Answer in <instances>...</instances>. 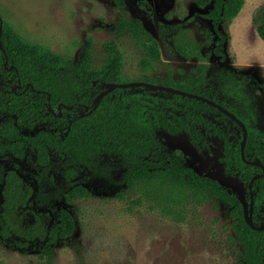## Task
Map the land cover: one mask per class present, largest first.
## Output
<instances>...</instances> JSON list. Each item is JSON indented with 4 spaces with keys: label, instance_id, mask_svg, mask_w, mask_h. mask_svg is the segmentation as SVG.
<instances>
[{
    "label": "rangeland",
    "instance_id": "1",
    "mask_svg": "<svg viewBox=\"0 0 264 264\" xmlns=\"http://www.w3.org/2000/svg\"><path fill=\"white\" fill-rule=\"evenodd\" d=\"M211 5L212 0L205 4L199 0H0V18L25 42L58 56L76 61L88 48L90 69L104 66V48L113 42L121 57L118 82L189 85L201 76H212L222 65L264 84V41L252 22L264 0H244L228 26L220 24L227 35L222 63L214 53L217 35L207 17ZM121 17L138 20L158 41L155 60L137 39L118 33ZM158 23L174 27L167 36L168 49L160 42ZM218 86L221 103L247 119L264 145L261 90L226 79ZM140 99L167 100L161 93L142 94ZM173 136L186 138L184 133ZM207 141L200 153L202 171L220 166L221 141L215 137ZM164 143L186 155L195 168L196 160L186 149L173 141ZM113 165L114 159L105 155L90 165L70 163L64 153L48 145L32 146L0 130V221L6 216L12 225L9 236L0 233V264H42L39 254L59 210L71 215L74 229L53 244L49 264H233L240 260L231 205L209 190L163 177L119 184L117 174L111 178L105 174ZM43 169L60 194L51 206L38 207L33 197ZM10 172L20 179L22 191L30 190L23 204L5 202ZM29 225L37 233L25 242L19 232Z\"/></svg>",
    "mask_w": 264,
    "mask_h": 264
},
{
    "label": "trees",
    "instance_id": "2",
    "mask_svg": "<svg viewBox=\"0 0 264 264\" xmlns=\"http://www.w3.org/2000/svg\"><path fill=\"white\" fill-rule=\"evenodd\" d=\"M199 1L205 4L209 0ZM243 3L244 0H212L207 17L217 35L214 53L219 63L224 62L223 45L227 40L219 26L224 23L227 27ZM252 22L259 38L264 41V5L255 10ZM117 26L120 35L129 34L137 39L149 57L155 60L159 55L158 41L143 30L138 20L121 17ZM0 28L1 131L8 130L13 137L32 146L48 145L64 153L70 163L90 165L98 156L112 157L114 165L105 174L109 178L117 174L119 184L131 185L136 180L150 181L163 177L172 183L185 182L192 188L211 191L233 207L231 215L236 220V239L241 247L240 260L233 264H264V230H255L245 222L235 193L196 173L186 155L164 143V134L184 133L202 154L208 145V137L219 139V162L225 172L237 175L246 186L250 178L262 170L242 160L240 142L243 132L236 122L206 102L145 87L115 88L95 106V98L104 84L118 82L121 57L113 42L104 48V66L90 69L91 55L87 46L81 58L74 61L25 42L1 18ZM173 31L172 25L158 23L160 42L167 49L170 47L167 36ZM222 79L228 83L247 84L264 94V84L252 75L235 72L222 65L212 76H201L189 85L163 84L204 95L223 105L218 86ZM153 93L164 94L166 102L140 99L142 94ZM236 116L248 131L245 159H258L264 165V145L258 140L257 129H252L247 119ZM6 180L4 196L7 205L23 204L30 190H21L20 179L13 172L6 176ZM36 183L34 203L38 207L51 206L59 197L58 185L46 169L37 176ZM262 187L264 175L253 182L254 213L264 206ZM78 188L80 192L85 191ZM1 218L0 233L9 236L12 225L8 217ZM73 229L71 215L65 210L57 211L56 220L48 230L39 254L43 258L42 264L50 263L53 244L66 238ZM19 233L27 242L33 239L37 230L29 225Z\"/></svg>",
    "mask_w": 264,
    "mask_h": 264
},
{
    "label": "water",
    "instance_id": "3",
    "mask_svg": "<svg viewBox=\"0 0 264 264\" xmlns=\"http://www.w3.org/2000/svg\"><path fill=\"white\" fill-rule=\"evenodd\" d=\"M0 33H1V28H0ZM131 87H145L150 90H160V91H165V92H169L172 94H178L181 96H186L189 98H194V99L206 102L209 105L217 108L219 111H221L222 113L227 115L229 118H231L234 122H236L242 129L243 135H242V140L240 143V156L242 160L249 164L258 165L263 168L262 164L258 160L247 161L245 159L244 147H245V142H246L248 132H247V128L244 122L240 120L233 112L228 110L226 107H224L220 103L204 95L197 94L194 92H189V91L182 90L180 88H175L169 85L155 84V83H151L147 81L108 82L104 84L103 90L97 94L95 98V103H96L95 106H97V104L100 102L101 98L105 94L112 91L113 89L131 88ZM42 128H44V126H42ZM164 138L165 140L173 141L179 144L184 149H186L191 154V156L196 160L197 164L194 168L195 172L198 174L201 173V169L203 167V158L201 154L199 153L198 149L187 138L176 139L173 135H167V134H164ZM263 174H264V168H263L262 174H256L251 178L248 184V189L250 190V192H251L252 181L255 178L262 176ZM202 175L207 178L217 181L221 186L230 188L237 195V199L242 206L243 218L245 222L253 229H256V230L264 229V225H261V226L254 225L253 220H252V209H253L252 194H251V200L250 202H248L245 197V187L237 176L232 175V174H225L222 167L217 168V169H212V170H206L202 172Z\"/></svg>",
    "mask_w": 264,
    "mask_h": 264
},
{
    "label": "flooded vegetation",
    "instance_id": "4",
    "mask_svg": "<svg viewBox=\"0 0 264 264\" xmlns=\"http://www.w3.org/2000/svg\"><path fill=\"white\" fill-rule=\"evenodd\" d=\"M229 110V109H228ZM248 132V131H247ZM248 134V133H247ZM243 135V134H242ZM242 140V139H241ZM241 143V142H240ZM200 153V152H199ZM219 156H220V154H219ZM218 156V157H219ZM256 160H258V159H256ZM256 160H254V161H256ZM218 161H219V159H218ZM247 161H249V160H247ZM259 161V160H258ZM260 162V161H259ZM247 163V162H246ZM261 163V162H260ZM219 164H220V166L218 167V168H220V167H222L223 168V171H224V173L225 174H232V173H228V172H225V170H224V167H223V165L219 162ZM249 164V163H248ZM262 164V163H261ZM251 165H254V164H251ZM256 166H258V165H256ZM262 166H263V168H264V165L262 164ZM261 170H262V172H263V168L261 167V166H258ZM217 169V168H216ZM208 170H212V169H208ZM204 171H206V170H204ZM204 171H202V169H201V173L200 174H202V172H204ZM262 172L261 173H257V174H262ZM232 175H235V174H232ZM254 175H256V174H254ZM253 175V176H254ZM264 175V174H263ZM262 175V176H263ZM235 176H237V175H235ZM252 176V177H253ZM262 176H260V177H262ZM238 177V176H237ZM251 177V178H252ZM260 177H258V178H260ZM239 178V177H238ZM251 178H250V180H251ZM258 178H255L253 181H252V185H251V192H250V190L248 189V184H249V182H250V180L247 182V184H246V186H245V184L243 183V181L241 180V182L243 183V185H244V187H245V197H246V199H247V201L248 202H250V200H251V194H252V199H253V209H252V220H253V223H254V225H256V226H261V225H264V206L262 205V206H260V208L259 209H256L255 210V213H254V196H255V193H254V191H253V182L256 180V179H258ZM219 184V183H218ZM220 185V184H219ZM225 187V186H224ZM228 188V187H227ZM230 189V188H229ZM231 190V189H230ZM258 190H259V188H258ZM261 190H264V187H262L261 188ZM232 191V190H231ZM233 192V191H232ZM262 193H264V192H262ZM236 195V194H235ZM236 197H237V195H236ZM249 199H248V198ZM238 200V199H237ZM256 230V229H255ZM262 230H264V229H262ZM258 231H261V230H258Z\"/></svg>",
    "mask_w": 264,
    "mask_h": 264
}]
</instances>
